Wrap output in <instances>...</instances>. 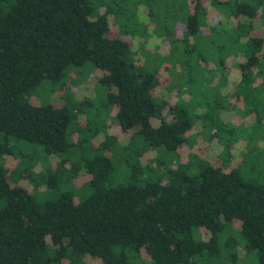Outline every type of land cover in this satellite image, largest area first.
<instances>
[{"label": "trees", "instance_id": "16d2710c", "mask_svg": "<svg viewBox=\"0 0 264 264\" xmlns=\"http://www.w3.org/2000/svg\"><path fill=\"white\" fill-rule=\"evenodd\" d=\"M207 1L188 0V33L207 24ZM211 1L230 5V26L246 29L250 55L239 70L250 79L264 59V38L254 29L261 0ZM131 47L91 0H0V156L25 144L40 146L47 157L59 158L55 170L47 169L48 189L63 183L56 198L39 204L0 164V264H235L237 251H256L258 264H264V183L227 169L218 154L189 172L191 162L182 160L191 128L181 114L185 109L173 111L169 122L158 117L168 78L165 71L137 68ZM86 61L108 87L106 115L114 109L120 132L144 145L117 156L120 163L108 155L110 149L104 152L117 141L105 130L91 158H71L76 144L68 141V126L90 109L91 100L29 102L43 81L58 82L67 66ZM105 127L86 122L93 136ZM149 150L158 152L142 161ZM81 170L74 192L68 182ZM29 174L24 170L23 177ZM74 193L86 196L77 200ZM227 228L240 241L224 237Z\"/></svg>", "mask_w": 264, "mask_h": 264}, {"label": "rangeland", "instance_id": "374dc122", "mask_svg": "<svg viewBox=\"0 0 264 264\" xmlns=\"http://www.w3.org/2000/svg\"><path fill=\"white\" fill-rule=\"evenodd\" d=\"M91 1L96 12H107L111 30L131 41L134 50L131 60L137 68L146 72L165 71L168 81L161 94L168 95L159 98L165 99L166 104L160 106L158 117L169 122L174 120L173 111L178 107L185 109L181 114L191 122V128L185 134L190 141L188 155L184 154L182 160L188 157L191 162L189 172L196 173L207 164L210 156L218 154L227 169H236L244 179L264 183V59L259 61L255 72L252 71L251 80H244L239 69L250 55L248 33L245 28L230 26V5L211 0L204 2L207 17L202 19L203 22L207 20V24L192 34L185 30L190 11L188 0H141L144 5L137 4V0ZM129 3L132 17L127 13ZM257 10L254 29L264 38V0ZM98 73L89 61L80 66L69 65L58 82L45 80L30 93L29 102L34 104L60 103L58 99L62 97H69L72 102L84 97L91 100L90 111L85 109L67 129L68 141L76 144L70 148L76 149L71 157L74 160L89 159L95 149H101L104 130L107 132L105 135L117 138L104 151L110 149L108 155L113 161L114 158L117 161L121 154L132 153L144 146L138 140L131 143L129 137L120 132L114 119V109H109L106 115L104 104L108 87L98 82ZM159 99L156 100L161 103ZM87 121L90 128L100 127L104 122L106 127L93 136L86 128ZM156 152L147 151L142 161L148 162ZM58 161L59 158L47 157L42 147L34 144H25L13 155L0 156V164L12 173V180L14 177L26 186L33 200L39 204L56 198L63 189L62 182L58 187L48 189L45 181L49 174L47 169L55 170ZM70 165V162L64 163L66 168ZM24 170H29L33 177L29 174L24 178ZM83 173L79 171L73 183L68 182V187L72 186L74 192L80 186ZM33 179L37 180L36 185ZM111 179L113 177L109 182ZM74 195L77 200L86 196L81 193ZM223 234L240 241L238 233L230 228ZM238 249L242 250L241 247ZM237 254L235 264H258L256 251H249L247 255L237 251Z\"/></svg>", "mask_w": 264, "mask_h": 264}]
</instances>
